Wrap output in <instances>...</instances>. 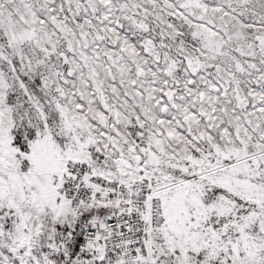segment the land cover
Wrapping results in <instances>:
<instances>
[{
    "label": "snow or ice",
    "instance_id": "6c2138e0",
    "mask_svg": "<svg viewBox=\"0 0 264 264\" xmlns=\"http://www.w3.org/2000/svg\"><path fill=\"white\" fill-rule=\"evenodd\" d=\"M0 264H264V0H0Z\"/></svg>",
    "mask_w": 264,
    "mask_h": 264
}]
</instances>
